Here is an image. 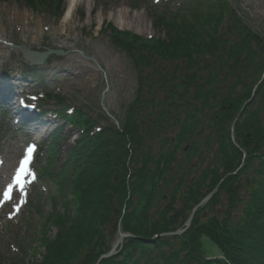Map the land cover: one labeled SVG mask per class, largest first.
<instances>
[{"label":"trees","instance_id":"trees-1","mask_svg":"<svg viewBox=\"0 0 264 264\" xmlns=\"http://www.w3.org/2000/svg\"><path fill=\"white\" fill-rule=\"evenodd\" d=\"M26 1L63 14L64 0ZM200 4L207 15L192 22L156 19L165 38L107 24L136 69L137 96L121 131H85L62 166L52 145L64 211L50 214L57 233L43 226L46 252L32 264H98L119 224L134 237L100 264H264V40L236 17L225 27L224 0ZM70 121L94 124L82 111ZM218 186L186 233L163 236Z\"/></svg>","mask_w":264,"mask_h":264},{"label":"rangeland","instance_id":"rangeland-1","mask_svg":"<svg viewBox=\"0 0 264 264\" xmlns=\"http://www.w3.org/2000/svg\"><path fill=\"white\" fill-rule=\"evenodd\" d=\"M166 1L158 6L153 0H88L79 4L71 19L63 23L68 0H64L61 16L38 3L31 8L26 0H0V67L30 76L28 78L39 85L36 90H43L41 85L48 80L50 89L45 87L46 91L62 101L47 98L43 101L47 110L81 108L97 124L104 128L113 125L121 131L128 108L137 96L138 79L131 59L113 44L107 24L146 40L165 38L163 28L155 25L158 18L179 15L180 21L192 22L201 12L200 8L207 15V7L200 4L205 0H169L168 4ZM224 3L228 8L225 27L236 17L241 19L242 26L264 40V0H224ZM235 31L239 32L237 28ZM11 44L42 53L49 49L62 50L64 54H49L40 66L28 65L24 63V55L19 50L14 52ZM62 121L57 120L48 127L47 142L38 153L37 162L46 158L50 134L62 126ZM11 123L10 118L0 117V155L6 160L1 182L11 173L22 152L23 141L30 139L23 133L16 134ZM78 135L79 131L64 125L57 143L61 164L76 145ZM251 176L252 172L248 177ZM55 188L52 180L40 181L30 191L29 200H36L35 209H31L29 201L21 215L14 219L10 218L12 208L0 215V264L42 261L46 252L40 243L43 226L48 227L46 237L53 238L57 229L49 216L64 211L65 197L49 199L57 195ZM72 198L68 195L66 199L72 201Z\"/></svg>","mask_w":264,"mask_h":264},{"label":"water","instance_id":"water-1","mask_svg":"<svg viewBox=\"0 0 264 264\" xmlns=\"http://www.w3.org/2000/svg\"><path fill=\"white\" fill-rule=\"evenodd\" d=\"M22 50H23L26 58L29 61H32L34 63L41 64L42 61H43V59L46 58L43 54L37 53V52L32 51V50H30L28 48H23ZM49 54H59V53L58 52H55V51H50ZM231 136H232V138H234V126L232 127ZM217 189L218 188H216L200 205H198L193 210V213L191 214V216L189 217V219L187 221L186 229H184L182 231L175 232V233L165 234V235H180V234H183L185 231H187L190 228L191 224H192V221H193V218H194V213L197 211V209L199 207H201L204 204H206L212 198V196L217 192ZM129 237H133V235H131V234H124V233H122L121 229L119 228V236L116 239L115 243L113 244L112 249L110 250V252L108 254L102 256L100 258L99 262H101L104 259H109V258L113 257L117 253V249L122 246L123 241L126 238H129Z\"/></svg>","mask_w":264,"mask_h":264},{"label":"bare ground","instance_id":"bare-ground-1","mask_svg":"<svg viewBox=\"0 0 264 264\" xmlns=\"http://www.w3.org/2000/svg\"><path fill=\"white\" fill-rule=\"evenodd\" d=\"M82 2H88V0H68V6L63 18V23H66L69 19H71L72 14Z\"/></svg>","mask_w":264,"mask_h":264},{"label":"snow or ice","instance_id":"snow-or-ice-1","mask_svg":"<svg viewBox=\"0 0 264 264\" xmlns=\"http://www.w3.org/2000/svg\"><path fill=\"white\" fill-rule=\"evenodd\" d=\"M34 145L33 146H30L29 148H28V157L24 160V161H22V163H21V166H20V169H19V173H18V176L20 175V174H25V173H28V168H27V165L29 164V162H30V160H31V155H32V152H33V150H34ZM30 174V173H29ZM9 187H11V186H9Z\"/></svg>","mask_w":264,"mask_h":264}]
</instances>
